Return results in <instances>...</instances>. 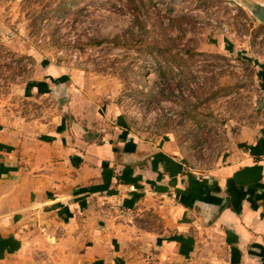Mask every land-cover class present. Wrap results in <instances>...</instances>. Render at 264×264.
Segmentation results:
<instances>
[{"label": "crops", "instance_id": "crops-1", "mask_svg": "<svg viewBox=\"0 0 264 264\" xmlns=\"http://www.w3.org/2000/svg\"><path fill=\"white\" fill-rule=\"evenodd\" d=\"M80 91L48 121L0 97V264H264V123L200 172Z\"/></svg>", "mask_w": 264, "mask_h": 264}, {"label": "rangeland", "instance_id": "rangeland-1", "mask_svg": "<svg viewBox=\"0 0 264 264\" xmlns=\"http://www.w3.org/2000/svg\"><path fill=\"white\" fill-rule=\"evenodd\" d=\"M257 4L264 0H0V97L48 121L67 88L95 93L118 113L108 123L174 142L203 172L264 123Z\"/></svg>", "mask_w": 264, "mask_h": 264}, {"label": "water", "instance_id": "water-1", "mask_svg": "<svg viewBox=\"0 0 264 264\" xmlns=\"http://www.w3.org/2000/svg\"><path fill=\"white\" fill-rule=\"evenodd\" d=\"M251 13L259 22L264 24V4H257L255 8L251 10ZM261 107L264 108V99L261 102Z\"/></svg>", "mask_w": 264, "mask_h": 264}, {"label": "trees", "instance_id": "trees-1", "mask_svg": "<svg viewBox=\"0 0 264 264\" xmlns=\"http://www.w3.org/2000/svg\"><path fill=\"white\" fill-rule=\"evenodd\" d=\"M99 42H101V41H99ZM264 80V79H263Z\"/></svg>", "mask_w": 264, "mask_h": 264}]
</instances>
